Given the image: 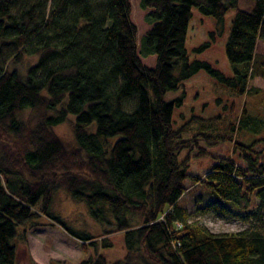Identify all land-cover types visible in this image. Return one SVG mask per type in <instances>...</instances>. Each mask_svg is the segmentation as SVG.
Returning <instances> with one entry per match:
<instances>
[{
    "label": "trees",
    "instance_id": "trees-1",
    "mask_svg": "<svg viewBox=\"0 0 264 264\" xmlns=\"http://www.w3.org/2000/svg\"><path fill=\"white\" fill-rule=\"evenodd\" d=\"M141 1L154 9L142 40L144 54L158 56L154 68L139 53L132 0H0V264H17L19 227L41 216L95 245V237L52 211L60 190L113 232L125 233L124 259L109 263L97 253L81 264H264V212L254 211L264 208V156L254 149L264 139L245 144L238 133L243 120L231 123L229 134H198L211 146L231 141L244 163L214 156L205 177H196L216 197L201 210H237L257 224L217 234L189 223L180 201L192 177L191 155H181L196 140L184 139L185 130L176 127L184 96L167 98L202 70L240 93L255 91L250 82L264 41V0L251 9L241 8V0ZM195 7L220 22L236 10L227 42L234 77L191 61L187 38ZM71 114L74 144L55 130ZM208 154L205 147L198 153Z\"/></svg>",
    "mask_w": 264,
    "mask_h": 264
},
{
    "label": "rangeland",
    "instance_id": "rangeland-1",
    "mask_svg": "<svg viewBox=\"0 0 264 264\" xmlns=\"http://www.w3.org/2000/svg\"><path fill=\"white\" fill-rule=\"evenodd\" d=\"M254 2L255 0H241V8L251 9ZM153 10L144 8L141 0H132V20L138 27L139 53L143 63L151 68L157 65L158 56L155 54L146 56L142 50V40L153 27V23L148 20V15ZM235 14L236 10L231 9L225 21L220 22L214 16L204 14L198 7L193 8L187 38V49L192 62L196 60L209 62L225 76H235V67L227 54V42ZM5 52L4 57L8 55V51ZM260 63H264V41L259 42L256 70L250 82V89L255 90L253 92L240 93L236 88L222 84L208 71L202 70L185 80L184 86L179 90L170 91L167 95L169 100L184 96L183 105L175 110L176 127L185 130L184 139L196 140L193 149L185 150L181 155L184 158L190 152L189 172L192 177L186 181L187 190L181 198L180 205H183L191 215L189 223H200L217 234L237 233L253 226V222L257 224V219L249 218L248 221L238 216L237 213L242 212L237 210L227 215L204 213L201 210L216 201V197L201 183H197L196 177H205L216 162L214 156H234L240 164L244 163L231 141L211 146L198 134L203 132L211 136L229 134L228 126L231 123L239 126L243 120L244 123L241 129L238 128V133L244 137L245 144L249 145L256 139H264V64L261 66ZM134 106L135 101H132L126 108L132 110ZM245 108L248 114L244 113ZM75 120L76 115L71 114L66 122L55 127L57 134L70 144L75 143L73 127ZM206 121L213 125L202 128L201 123ZM88 128L90 131H96L95 124ZM262 143H257L254 147L258 157L264 156ZM204 147L210 154L199 156L198 153ZM52 211L77 232L95 237V245L76 238L62 225L41 216L36 222H28L26 226L20 225L21 235L14 241L19 249L17 264H81L83 260L90 256L94 257L97 253L104 255L109 263L125 258L127 254L125 233L113 232V226L98 222L85 203L76 202L65 190H60L56 194ZM254 211L262 214L264 208H254ZM24 232L26 235L22 236ZM105 242L111 245L105 246Z\"/></svg>",
    "mask_w": 264,
    "mask_h": 264
}]
</instances>
